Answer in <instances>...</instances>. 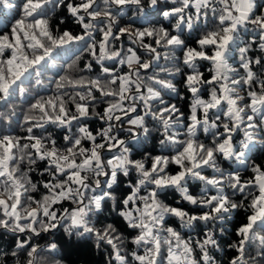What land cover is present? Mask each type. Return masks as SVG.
<instances>
[{
    "label": "snow or ice",
    "instance_id": "snow-or-ice-1",
    "mask_svg": "<svg viewBox=\"0 0 264 264\" xmlns=\"http://www.w3.org/2000/svg\"><path fill=\"white\" fill-rule=\"evenodd\" d=\"M158 2L149 0V6L155 7ZM170 2L173 7L162 15L166 19L175 18L176 34L160 27L119 28L117 35L113 31L117 16L127 6H135L138 13H143L142 0H21L19 5L12 0H0V9L18 8L19 15L9 31L0 33V101L6 102L17 93L23 95L25 81L33 73L39 76L40 68L53 59L58 49L71 50L73 45H80L79 51L89 53L101 66V74L95 78L72 76L70 73L80 59L77 55L64 69L65 74L55 81V93L30 105L31 114L24 116V123L30 125L26 128L29 135H0V230L17 236V251L12 255L26 253L24 264H58L41 255L44 249L32 244V239L60 227L69 236H92L97 245L101 242L110 245L119 264H126L119 251L124 237L118 228L113 224L95 226L94 217L108 201L114 207L116 203L121 205L118 216L127 228L136 231L132 243L143 250L142 254L131 253L136 264H215L209 250L219 245L211 230L204 232L202 239H184L174 227L166 226L167 218L179 220L181 228L201 222L207 226L229 219L238 209H244L248 215L237 229L239 239L229 245L237 252L229 264H249L250 259L255 264L257 258L264 261V234H260L264 233V165H251V177L242 179L239 169L225 173L218 163L221 159L234 161L247 170L248 152L256 141V132H264V71L258 75L252 67L264 69V57H249L255 41L244 46L238 43L240 29L252 26L259 32V49L264 52V13L257 14L255 0ZM58 7L67 9L82 29L81 34L52 27L49 14ZM209 11L218 21L216 27L198 36L195 47L189 46L181 38L184 28L193 30V17L199 21ZM97 32L101 35L99 41L94 36ZM125 34L132 43H139L151 59L143 61L131 47L126 51L110 47L112 41ZM145 38H152L156 47L146 43ZM157 47L166 49L165 60L175 59L171 54L181 49L183 65L190 69L184 74L185 87L191 94L186 124L177 105L162 97L163 90L175 93V85L158 74L147 78L150 83H145L141 76V70L149 69L161 58ZM237 52L239 68L229 63ZM106 60L113 61V66H104ZM198 61L210 62L209 79L199 70ZM116 65H126L127 72L120 74ZM85 69L91 71L92 63L80 71ZM161 71L174 74L171 69ZM179 73L181 69L176 67L175 74ZM204 86H209L207 98L203 96ZM66 89L75 94L62 91ZM65 96L69 99L65 100ZM69 102L75 105L74 112ZM96 102L106 104L103 112L90 111ZM140 105L144 115L133 116ZM90 116H96L106 126L95 134L87 126H79L76 133L63 137V147L49 137L33 134L34 128H44L47 123L71 130L73 122ZM145 117L159 122L163 133L160 145L173 148L174 155L131 158V148L119 132L133 136L142 130L147 137L150 130ZM125 123L129 127L124 128ZM181 128L183 133L178 131ZM200 130L211 135L210 142L199 139ZM238 132L243 133V139L236 141ZM181 134L185 139H179ZM22 140L27 142L21 143ZM105 152L112 153L110 158L105 157ZM146 161H150V167H146ZM38 162L45 163L40 174H47L50 178L47 181L32 179ZM170 164L178 167L174 174L167 170ZM208 168L215 175H204ZM131 172L137 174V179L135 183L129 181V194L117 201L113 185L118 182V174L128 177ZM190 179L202 182L199 194L189 191ZM40 183L44 192L37 199ZM169 189L178 192L182 201L193 206V211L164 203L160 194ZM212 190L214 194H210ZM237 194L243 197L239 202L233 199ZM65 203L69 207H64ZM22 234H27V239H20ZM257 241L256 256H246V246L251 247ZM56 249V243L48 245L49 254ZM162 249L166 250V256H162ZM197 249L199 258L194 255Z\"/></svg>",
    "mask_w": 264,
    "mask_h": 264
},
{
    "label": "trees",
    "instance_id": "trees-1",
    "mask_svg": "<svg viewBox=\"0 0 264 264\" xmlns=\"http://www.w3.org/2000/svg\"><path fill=\"white\" fill-rule=\"evenodd\" d=\"M13 4L19 5L21 0H12ZM144 4L143 13H138L135 10V6H127L122 10V15L117 16V25L113 29L117 35L119 28H130L132 30H143L144 28H160L164 27L169 32L176 34L174 31V24L176 23L175 18H165L162 13L165 10L173 7L170 0H159L158 4L155 7L149 6V0H142ZM257 4V14L264 13V0H255ZM219 8V5H216ZM190 12L194 13V9H190ZM115 14V9H114ZM50 22L52 27L59 28L61 31L69 30L76 35L81 34L82 29L76 25L73 21V18L67 12L65 7H58L50 14ZM18 8L13 9H0V33L7 32L10 30L12 24L15 22V19H18ZM194 19V28L189 31L187 28H184V31L181 34V38L185 40L186 44L189 46L195 47L194 41L205 31L212 30L216 27L217 19L209 11L208 16L201 17L199 21ZM63 21V23H61ZM103 26V25H100ZM95 39L99 41L101 35L99 32L94 34ZM251 44V49L249 52V57L255 59L259 57H264V52H261L259 49V32L254 31L252 26L247 28H241L239 31L238 43L240 46H244L246 43ZM146 43L154 44L152 38H145ZM91 43V41H89ZM110 47L115 48L116 50L126 51L129 47L137 51V54L141 56L143 61H148L151 59L149 54L140 47L139 43H132L128 35H121L118 40L111 42ZM80 45H73L71 50L58 49L53 53V59L43 65L40 68V75L37 76L35 73L32 74L29 80H26L24 83L25 93L23 95L17 93L11 97L8 101H0V135L8 134L15 137H26L29 135L26 128L30 125L24 123V116L26 114H31L29 112L30 105L35 102L36 99L40 97L48 98L52 96L55 89V81L59 79L60 76L64 75V69L69 63H72L76 56L78 55L80 59L76 61V64L71 71L70 75L79 77L84 76L86 78H95L101 74V66L97 64L92 57L87 52L79 51ZM98 51V46H97ZM157 51L161 53V58L158 61L153 62L152 66L147 70H141V76L144 78L145 83H150L148 77L158 74L159 78L170 81L175 85L177 91L175 93L169 90L162 91L163 99L169 104H175L184 113V123H188L186 117L190 114V101L191 94L188 92L184 84L185 73L189 72L186 66L183 65V51L181 49H176L173 55L175 59H164V53L166 49L162 47H157ZM88 63H92L91 71L85 69L83 72L80 71L81 68ZM113 61H104V66L112 67ZM229 63L234 67L239 68V54L234 53L229 60ZM199 70L204 73V78L209 79L210 73L208 69L211 67L210 62L208 61H198ZM120 70V74L127 72V66L116 65ZM179 67L181 73L175 74V68ZM253 71L258 75L264 69H261L258 65H253ZM161 68L171 69L174 73L169 75L168 72L161 71ZM242 72V70H241ZM37 80L40 83H37ZM157 88L159 86H156ZM208 87H203V96L207 98ZM62 91H67L70 95H74L72 89H66ZM146 91V89H145ZM99 97V93H94ZM244 95L245 93H241ZM69 97L65 96V100H68ZM110 99V98H109ZM155 105V102H154ZM69 108L72 112L75 111V105L69 102ZM106 107L105 103L96 102L93 108H90V111L103 112ZM135 115H144V108L142 105L138 107L137 113ZM211 115V113H210ZM224 119V117H222ZM146 126L150 130V134L145 137L142 130H137L133 136H130L126 131H120L119 136L121 139L126 140L129 147L131 148V158L136 160L145 159L146 156H156L164 155L171 156L175 154V150L171 147L162 148L160 145V140L163 139L162 127L159 122L154 121L151 117H145ZM43 123V122H41ZM79 126H87L90 131L95 134L102 127L106 126L105 122L98 119L96 116H90L89 118L81 119L79 123L73 122L71 130L68 127H61L56 124L47 123L44 125V128H34L33 134L36 136L49 137L52 140H55L58 147H63L65 141L63 137L65 135H71L77 132ZM124 128L129 127L126 123L123 125ZM183 133V129H178ZM199 139L208 143L211 140L210 134H204L202 130L197 133ZM179 139H185V136L181 134ZM243 139V133L238 132L235 136V140L239 141ZM27 141L22 140L21 143ZM85 145H88V142H85ZM251 151L248 152V169L244 170L242 166H239L234 161H224L219 160V166L224 170L225 173L234 172L240 170L242 179H248L251 177V165L260 164L264 165V132H256V141L253 145L250 146ZM106 158H109L112 153L105 152ZM36 171L31 173L32 179L34 182H44L50 179L47 174L43 176L40 174L45 167L44 162H38L35 166ZM146 167H150V161H146ZM171 173L178 171V167L174 164H170L167 169ZM204 175L212 177L215 175L212 169L208 168L204 170ZM103 179V178H102ZM137 179V174L131 172L128 177H124L122 174H118V182L113 185L114 195L117 197V201L121 200L127 194H129L128 183L129 181L135 183ZM189 191L193 194H199L200 189L203 187L202 182L197 180L188 181ZM229 191L230 190H227ZM44 192L42 183H40V191L35 194L36 198L40 197V194ZM144 194V193H142ZM210 194H214V190ZM164 203L170 204L172 206H182L185 210L192 212L193 206L187 204V202L182 201L180 194L174 190H165L160 194L159 197ZM233 199L237 202L243 199L240 194H237ZM179 202V204L177 203ZM250 202V201H249ZM64 207H69L67 203L64 204ZM121 205L119 203L113 206L112 201H108L104 206L101 213L94 217L95 226L97 228H103L107 224L115 225L119 232L124 237V242L120 246V254L126 258V264H136L132 259L131 253L136 251L140 254L143 253L142 249H138L133 243L132 240L136 235V231L126 227V222L123 221L121 217L118 216ZM248 213L244 209L235 210L229 219H226L223 222L217 221L210 223L205 226L202 222L194 224L191 228H181L179 220L175 218H167V225L172 226L177 231L181 233V236L184 239L191 238L192 240L202 239L204 232L211 230L214 233V237L218 242V248H212L209 250V254L214 257L215 264H229L237 252L235 249L230 248L229 245L234 243L239 239L236 232L237 229L246 222V217ZM259 233V229H257ZM264 234V233H260ZM20 239H27V234H22L19 236ZM17 236H14L11 232L0 230V264H24L26 259V253L19 252L17 256H13V252L17 251L15 248ZM51 243L57 244V249L49 254L48 245ZM32 244L41 246L44 251L40 254L43 256H48L50 260H55L58 264H119V261L115 258V252L110 245L101 242L97 245V242L92 236H69L64 232L63 227H60L51 232L42 233L39 237H33ZM259 250L258 241L251 245V247L246 246V256H256V252ZM194 255L199 258V250L197 249L194 252ZM162 256H166V250L162 249ZM249 264H254L250 259ZM255 264H264V261L259 260Z\"/></svg>",
    "mask_w": 264,
    "mask_h": 264
},
{
    "label": "built area",
    "instance_id": "built-area-1",
    "mask_svg": "<svg viewBox=\"0 0 264 264\" xmlns=\"http://www.w3.org/2000/svg\"><path fill=\"white\" fill-rule=\"evenodd\" d=\"M110 158V157H109Z\"/></svg>",
    "mask_w": 264,
    "mask_h": 264
}]
</instances>
